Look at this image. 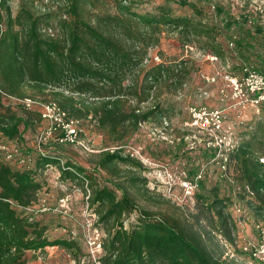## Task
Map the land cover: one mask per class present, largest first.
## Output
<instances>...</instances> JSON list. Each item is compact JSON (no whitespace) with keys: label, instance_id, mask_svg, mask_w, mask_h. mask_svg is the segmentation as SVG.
<instances>
[{"label":"trees","instance_id":"1","mask_svg":"<svg viewBox=\"0 0 264 264\" xmlns=\"http://www.w3.org/2000/svg\"><path fill=\"white\" fill-rule=\"evenodd\" d=\"M58 1L60 9L37 13L24 4L14 15L0 0V136L9 141L22 137L21 126L27 130L41 121V112L22 104L18 110L3 107L5 97H50L44 102L55 103L68 116L93 119L113 144H122L141 124L162 122L169 106L167 99H161L163 91L181 89L189 74L185 61L144 63L165 31L182 48L194 46L220 61L233 54L231 59L238 63L231 67L232 76H245V68L264 70V24L257 11L245 6L232 14L220 3L197 0L213 6L209 18L202 6L190 0L176 1L188 7L190 15H176L168 5L140 13L117 3L112 13L102 9L99 0ZM117 146L98 155L92 172L48 151L38 153L34 167H13L0 155V264H30L28 252L52 247L79 253L74 239H51L53 223L44 224L32 213L44 187L40 177L53 166L61 181L75 182L82 192H89L87 203L96 214V224L106 227L99 264H224L204 237L217 232L231 240L235 223L227 212V200L216 194L210 199L195 195L202 202L208 231L199 217L188 220L169 201L157 212L141 209L136 202L140 179L120 181L118 176L119 165L140 168L141 164L122 155ZM217 150L211 149L208 158H214ZM225 157L236 167L240 201L264 220V163L260 162L264 124L257 123ZM99 171L110 175L112 187L97 183L94 174ZM135 212V220L126 227L124 220Z\"/></svg>","mask_w":264,"mask_h":264},{"label":"rangeland","instance_id":"2","mask_svg":"<svg viewBox=\"0 0 264 264\" xmlns=\"http://www.w3.org/2000/svg\"><path fill=\"white\" fill-rule=\"evenodd\" d=\"M5 1L14 15L24 4L37 13L62 7L58 0ZM176 1L99 0V5L112 13L117 3L132 6L140 13L151 12L159 5H168L176 15L191 14L188 7H181ZM190 1L202 6L207 17H213V6L197 0ZM211 2L224 5L232 14L240 13L242 6H245L247 9L257 11L264 24V0H211ZM86 8L94 9L91 6ZM189 47L182 48L172 34L165 31L161 35L159 45L150 51L159 57L160 62L185 61L189 68V74L181 89L172 93L163 91L161 99H167L169 106L162 122L156 119L141 124L122 144H113L105 133L97 129L93 119L75 118L69 114L70 117L79 120L88 151L75 146L58 148L54 139L44 150L50 154L57 153L63 160L72 161L75 165L92 172L98 155L104 151L114 150L120 145L122 155H130L141 164L140 168L118 166L120 181H126L130 177L141 181L136 192L137 206L157 212L158 209H163L165 201H169L170 204L180 207L188 220H194V216L199 217L200 225L206 231L208 228L203 219L205 211L201 209L202 202H199L195 195H205L209 199L214 194L218 195L219 199L227 200L230 205L227 212L235 224L229 241L217 232L205 234L207 247L224 264H264L254 255L252 247L258 241L257 227L261 226L264 220L250 210L246 203L240 201L237 196L236 167L225 157L226 153L234 149L242 139L251 135L257 123L264 124V106L255 105L251 101L256 97L255 92L264 90V84L252 80L250 85L255 92L250 91V86H244L242 92L235 90L229 79L235 78L240 81L243 76L231 74L232 65L238 63V60L231 59L233 54H228L224 61L219 59L211 61L198 48ZM45 99L49 100L50 97L38 96L30 99L33 104L29 109L41 112ZM18 104H21L19 100L5 97L2 105L18 110ZM192 109L205 111L208 118L217 112L220 120L214 127L210 121V127L201 130L190 124L193 120ZM45 127L41 119L36 120L27 130L21 126L23 134L19 140L9 141L0 136V155L3 157L14 155V151L18 149L27 163L21 164L20 157L16 156L9 160L10 165L16 168L34 167L39 153L35 149L37 136ZM211 135L218 139L217 143L213 142ZM216 147L219 149L216 156L208 158L211 149ZM94 175L100 186L112 187L108 182L110 178L108 173L99 171ZM59 177V170L55 166L44 171L40 177L44 187L39 193L40 201L33 207L32 213L44 224L53 223V228L49 232L51 239H74L80 247L79 253H68L61 248L52 247L43 252H28L27 260L30 264H99L97 259L102 252H94L92 245L96 238L102 240L106 237V227L96 224V214L87 203L89 192L85 194L77 183L64 182ZM136 216L137 212L126 217L125 226L128 227ZM56 224L60 226L55 227ZM76 259L80 260L79 263Z\"/></svg>","mask_w":264,"mask_h":264},{"label":"built area","instance_id":"3","mask_svg":"<svg viewBox=\"0 0 264 264\" xmlns=\"http://www.w3.org/2000/svg\"><path fill=\"white\" fill-rule=\"evenodd\" d=\"M190 50L192 49L189 47ZM207 59L211 61H216L217 58L214 56L207 55ZM150 62L160 63L159 57L156 54H151L149 52V57L144 61V63L148 64ZM245 76L239 81L235 78H230L229 81L235 90H239L242 92V88L244 86H250V91L255 92L254 88L251 87V81L255 80L260 84H264V70L262 72L252 71L248 68L244 69ZM260 89V88H259ZM256 97L251 101L255 105L264 104V90L255 92ZM19 102L27 108H30L33 102L29 99L19 100ZM41 110V119L45 123V130L37 136L36 140V150L40 154L47 153L44 148L46 146H50V141L54 139L55 145L62 146H75L79 147L83 150H87L84 138L82 135L84 134L83 130L79 126V120L71 118L67 113L62 111L55 103H45L42 104ZM193 120L190 122L191 126H196L197 128L203 130V128L210 127V121H212V126L214 127L216 123L219 122L220 117L217 112L209 115L210 118L205 114V111H196V109H192ZM199 119V120H197ZM208 130V129H206ZM213 142L217 143V138L213 137ZM220 146V145H219ZM217 148V147H216ZM13 154L6 155L7 160H12L14 157H20L19 162L23 165L27 163L26 159L21 157V153L18 149L14 151ZM261 163H264V157L260 159ZM239 211V210H238ZM258 230V241L256 244L252 245L254 249V255L259 257L260 260L264 263V222L261 226L257 227ZM98 235L97 229L94 230ZM94 252H102L101 240L96 238L93 242Z\"/></svg>","mask_w":264,"mask_h":264}]
</instances>
